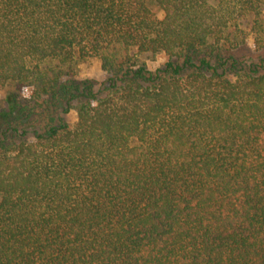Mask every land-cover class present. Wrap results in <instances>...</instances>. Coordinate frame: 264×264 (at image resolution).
Instances as JSON below:
<instances>
[{
	"label": "trees",
	"instance_id": "obj_1",
	"mask_svg": "<svg viewBox=\"0 0 264 264\" xmlns=\"http://www.w3.org/2000/svg\"><path fill=\"white\" fill-rule=\"evenodd\" d=\"M9 85L0 264H264V0H0Z\"/></svg>",
	"mask_w": 264,
	"mask_h": 264
},
{
	"label": "rangeland",
	"instance_id": "obj_2",
	"mask_svg": "<svg viewBox=\"0 0 264 264\" xmlns=\"http://www.w3.org/2000/svg\"><path fill=\"white\" fill-rule=\"evenodd\" d=\"M167 60L166 55L164 54H158L155 57L146 59V63L147 66L151 69V70H155L159 67H162L165 63V61ZM77 78L80 81H85V80H89L92 79L94 80L96 83L100 82L103 80V72L100 68V65L97 61H90L87 62L85 64H82L78 74H77ZM15 88L13 86H7L5 89H3L2 93H1V97H0V108H3L6 106L7 104V98L16 93L15 92ZM64 119L69 122V123H74L76 121V110L74 108H72L69 112L63 114ZM28 130L31 131L33 130V126L30 125L28 127Z\"/></svg>",
	"mask_w": 264,
	"mask_h": 264
}]
</instances>
